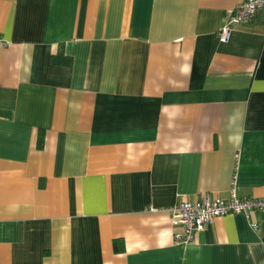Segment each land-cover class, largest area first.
Here are the masks:
<instances>
[{
  "label": "crops",
  "instance_id": "obj_1",
  "mask_svg": "<svg viewBox=\"0 0 264 264\" xmlns=\"http://www.w3.org/2000/svg\"><path fill=\"white\" fill-rule=\"evenodd\" d=\"M242 2L0 0V264H264V212L181 244L167 211L264 198V18L217 39Z\"/></svg>",
  "mask_w": 264,
  "mask_h": 264
},
{
  "label": "built area",
  "instance_id": "obj_2",
  "mask_svg": "<svg viewBox=\"0 0 264 264\" xmlns=\"http://www.w3.org/2000/svg\"><path fill=\"white\" fill-rule=\"evenodd\" d=\"M257 14L264 18V0H244L226 15L223 26L217 32L218 41L228 42L234 26L251 22ZM4 44L0 39V45ZM167 211L172 225L179 230L173 235L175 242L190 244L196 234L204 230L216 217L230 214L249 216L264 212V198L240 199L234 188L227 200L202 196L192 201H181ZM252 228L256 229L257 225L253 223Z\"/></svg>",
  "mask_w": 264,
  "mask_h": 264
},
{
  "label": "trees",
  "instance_id": "obj_3",
  "mask_svg": "<svg viewBox=\"0 0 264 264\" xmlns=\"http://www.w3.org/2000/svg\"><path fill=\"white\" fill-rule=\"evenodd\" d=\"M53 63L56 64H63V65H70L71 60L68 58H64L61 53H59L57 56L52 57L51 60ZM43 144V134L39 133L38 140H37V148L41 149Z\"/></svg>",
  "mask_w": 264,
  "mask_h": 264
}]
</instances>
